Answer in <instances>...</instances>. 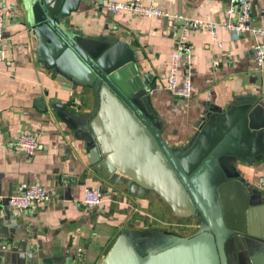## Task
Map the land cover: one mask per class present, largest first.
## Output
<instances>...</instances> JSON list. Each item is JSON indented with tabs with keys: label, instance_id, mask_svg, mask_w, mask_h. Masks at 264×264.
Wrapping results in <instances>:
<instances>
[{
	"label": "crops",
	"instance_id": "crops-1",
	"mask_svg": "<svg viewBox=\"0 0 264 264\" xmlns=\"http://www.w3.org/2000/svg\"><path fill=\"white\" fill-rule=\"evenodd\" d=\"M109 1L134 0H81L66 25L85 38L114 36L128 42L137 71L150 88L148 101L160 135L170 149L189 145L199 130L197 123L212 111L227 110L235 102L264 103V70L254 59V39L249 34L233 39L224 30L218 32L220 48L207 31L188 33L191 63L186 66L182 62L181 70L190 73L192 97L183 101L166 91L178 25L191 20L222 23L227 20L230 0H142L143 5L165 11L168 19L109 13L105 8ZM1 4L6 6L7 48L0 73V196L39 185L52 200L29 212L0 204V242L8 247L0 252V264H102L115 239L127 230L179 237L194 234L197 221L179 216L152 192L134 197L125 186L110 182L94 168L83 142L51 112L36 108L35 99L40 97L44 109L60 103L76 114L89 115L95 96L90 88L59 83L58 74L37 60L36 39L22 0H0ZM251 22L264 27V0H256ZM260 42L264 44V39ZM21 133L37 138L38 149L31 157L13 150ZM233 167L254 197L251 227L264 247V189L257 185L264 175V154ZM86 188L100 192V207L83 204ZM257 258L264 264V250Z\"/></svg>",
	"mask_w": 264,
	"mask_h": 264
},
{
	"label": "water",
	"instance_id": "water-1",
	"mask_svg": "<svg viewBox=\"0 0 264 264\" xmlns=\"http://www.w3.org/2000/svg\"><path fill=\"white\" fill-rule=\"evenodd\" d=\"M80 1L22 4L37 60L58 74L59 83L90 88L94 109L89 115L60 103L44 109L40 97L34 105L51 112L83 142L94 168L110 182L125 186L134 197L152 192L179 216L199 223L188 237L127 230L102 264H260L263 240L254 235L250 221L255 200L233 166L264 154V103L235 102L227 110L212 111L197 123L189 145L170 149L128 42L114 36L85 38L67 27ZM255 6L252 0V14Z\"/></svg>",
	"mask_w": 264,
	"mask_h": 264
},
{
	"label": "built area",
	"instance_id": "built-area-1",
	"mask_svg": "<svg viewBox=\"0 0 264 264\" xmlns=\"http://www.w3.org/2000/svg\"><path fill=\"white\" fill-rule=\"evenodd\" d=\"M142 0L133 2L109 1L105 4L106 11L113 14L125 13L143 19H153L156 17L169 18L170 16L163 10L153 5H143ZM6 6L0 5V73L1 65L6 57V38L4 35V12ZM227 20L222 23L207 22L203 20L185 21L180 28V37L173 52L167 74L166 91L172 96L183 101H188L192 97L191 77L188 69L181 70L182 62L190 66L192 46L188 42V33L192 30L207 31L211 40L220 48L218 32L227 31L233 39H238L249 34L254 39L253 53L256 64L264 70V44L260 39H264V27L252 25V1L251 0H230L225 10ZM188 68V67H187ZM38 149V141L31 133H21L13 145V150L18 154L31 157ZM257 185L264 189V175L258 179ZM52 200L48 191L39 185H29L19 194L9 197L0 196V204L5 202L7 206L17 212H29L40 203ZM83 204L88 208H98L102 204V196L96 189L86 188L83 194ZM7 246L0 242V252L6 251ZM101 264V263H97Z\"/></svg>",
	"mask_w": 264,
	"mask_h": 264
}]
</instances>
